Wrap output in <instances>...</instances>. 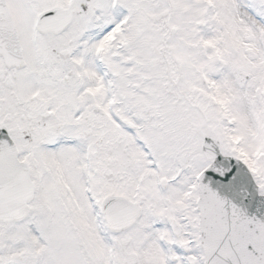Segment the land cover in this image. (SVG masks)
Segmentation results:
<instances>
[{
	"label": "snow or ice",
	"instance_id": "obj_1",
	"mask_svg": "<svg viewBox=\"0 0 264 264\" xmlns=\"http://www.w3.org/2000/svg\"><path fill=\"white\" fill-rule=\"evenodd\" d=\"M0 264H264V0H0Z\"/></svg>",
	"mask_w": 264,
	"mask_h": 264
}]
</instances>
